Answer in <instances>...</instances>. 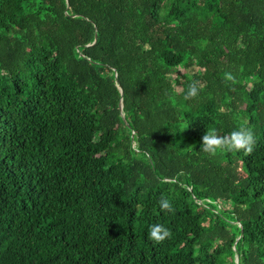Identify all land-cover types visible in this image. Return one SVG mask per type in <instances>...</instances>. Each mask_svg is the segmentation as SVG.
<instances>
[{"label":"trees","instance_id":"1","mask_svg":"<svg viewBox=\"0 0 264 264\" xmlns=\"http://www.w3.org/2000/svg\"><path fill=\"white\" fill-rule=\"evenodd\" d=\"M0 264H264V0H0Z\"/></svg>","mask_w":264,"mask_h":264},{"label":"clouds","instance_id":"2","mask_svg":"<svg viewBox=\"0 0 264 264\" xmlns=\"http://www.w3.org/2000/svg\"><path fill=\"white\" fill-rule=\"evenodd\" d=\"M197 92L196 84H191L185 95V99L195 97ZM254 143V134L250 130L233 131L230 138L221 137L215 130H210L203 135L200 149L209 154H214L217 150H225L226 148L229 150H245L251 153ZM158 203L161 210L172 211V205L169 200L162 199ZM149 235L154 241L160 242L170 236V231L160 224H153Z\"/></svg>","mask_w":264,"mask_h":264},{"label":"water","instance_id":"3","mask_svg":"<svg viewBox=\"0 0 264 264\" xmlns=\"http://www.w3.org/2000/svg\"><path fill=\"white\" fill-rule=\"evenodd\" d=\"M122 108V105H120V109Z\"/></svg>","mask_w":264,"mask_h":264}]
</instances>
